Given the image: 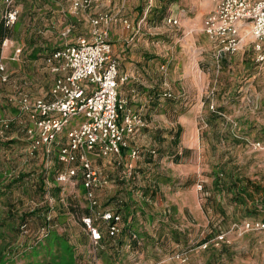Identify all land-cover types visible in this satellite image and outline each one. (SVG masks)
Here are the masks:
<instances>
[{
    "label": "rangeland",
    "instance_id": "374dc122",
    "mask_svg": "<svg viewBox=\"0 0 264 264\" xmlns=\"http://www.w3.org/2000/svg\"><path fill=\"white\" fill-rule=\"evenodd\" d=\"M146 2L151 6L146 22L154 24L155 28L164 29L166 27L165 34L175 37L177 56H183L188 67L186 82L176 91L180 95L179 100L165 106L163 111L165 121L158 128L159 138L165 142L169 141L171 136H176L175 133L181 125L182 133L179 143L169 142L161 151H158L157 145L153 149L156 151L155 155L170 153V158L161 164L163 165L161 171L169 174L177 172L181 175V178L166 177L168 180L166 182H170L167 187H171L172 190L177 188V192L182 191L180 198L183 201L188 197V187L195 186L198 189L201 185L202 190H198L199 196L204 200V206L209 213L205 212L201 218L190 220L195 221L196 226L191 225L186 228L189 229L187 231L191 234L192 240L187 247L174 248L173 246L169 248L171 252L161 254L160 257L150 256L151 261L141 258L140 253H136L133 258H127L122 264H264V229L243 230V224L246 222L264 224V60L258 59V53L253 51L254 46L249 43L250 45L245 46L251 49L248 63L245 62L244 65L235 63L237 54L229 55L226 63L221 58L214 63L212 77L207 76L204 80V76L200 78L194 69L193 60L197 55L196 48L199 50L198 55L202 58L200 63L204 71L208 66L207 58L204 57L209 53H215L216 56L214 45L203 32L198 33L194 30L185 32L183 28L185 19L189 20L192 25L196 24V15L202 9L200 2L198 0H146ZM43 3H48L49 8L45 7V9ZM52 4L51 0L46 2L44 0H16L15 3L19 17L16 24L10 28L12 34L8 40L14 41L15 46L24 45L20 46L23 48V54L20 62L13 61L6 51L3 52V49L11 47L12 43L9 41L5 47L3 46L1 58L8 82H2L0 76V116L13 120V122L19 118L20 111L9 102V99L14 96L20 86L32 83L31 86L39 85V89H42L41 86L44 83L49 82V86L53 83L51 79L53 76L48 74L50 72L46 69L44 60H41L42 64L35 67V76L32 74L27 78L24 75V66L20 67L26 60V52L30 51L35 43H49L47 47L36 48H40V52H45V55H49L54 50L53 22L58 18L56 16L54 19V5ZM5 11L6 4L4 0H0L1 18ZM172 15L178 16L179 23L170 28L166 23V18ZM181 15L185 16L181 18ZM25 29H29L27 34H24ZM247 39L252 40V37L248 34ZM75 41L76 39L72 42ZM27 46L28 49L25 52ZM13 51L14 47L10 53ZM34 53L36 54L37 51ZM44 56L38 55L37 59H45ZM43 92H46V88ZM42 93L37 95H42ZM171 105H174L176 111L169 112ZM212 105L214 110L211 109ZM178 121L181 124H177ZM6 137L5 132L4 138ZM157 142L159 143V140ZM255 143H260L261 146L256 148ZM11 169L17 171L7 182L12 181L10 186H13L17 183L19 170L17 167ZM195 170L198 172L195 173ZM8 175L6 174V177ZM55 175L54 172V187L51 188L54 189V231L48 238L34 245L37 241L36 233L39 227L34 228L29 217L22 218L21 210L24 214L23 209H28V211L36 209L40 198L33 195L28 198L22 194L25 201H2L0 205V251L6 254L8 260L17 262V264L54 262V257L65 254L61 247L54 248V244L51 248L47 245L49 251L46 253L44 244L49 242L54 233L63 236L75 247L77 264H109L107 260L98 257L99 250L90 243L81 223V217L87 214L88 202L78 201V198L73 199L74 189L71 183L59 185ZM210 175L218 177L221 185H225V189H228L225 194L222 190L220 192L213 190L215 199H221L220 208L215 206L213 198L205 201L207 199L205 187L212 185ZM50 183L52 185V180ZM116 184L115 182L110 183V185ZM232 184L236 185L231 186ZM33 198L37 201H33ZM114 199L112 198L108 204L116 203ZM4 207L8 208L9 212L3 210ZM186 218L189 220L188 217ZM186 218L177 217L176 222L180 228L187 222ZM24 223H27L30 229L28 235L21 233L20 227ZM96 223L103 225L99 221ZM142 225L144 224H140L139 227ZM236 225L237 227L234 228ZM220 236L225 238L218 242L216 239ZM15 243L19 247L14 246L13 250H9L8 247ZM21 244L24 246L21 247ZM180 253L186 254L185 263L178 260L162 263Z\"/></svg>",
    "mask_w": 264,
    "mask_h": 264
},
{
    "label": "crops",
    "instance_id": "0c3cea01",
    "mask_svg": "<svg viewBox=\"0 0 264 264\" xmlns=\"http://www.w3.org/2000/svg\"><path fill=\"white\" fill-rule=\"evenodd\" d=\"M46 1L47 0H44V2ZM74 1L76 0H51V3H53L52 5H54V19L56 16L58 18L57 21L53 22V51L64 45L74 44L80 37L91 39L93 30L91 19L98 14L109 13L115 16L116 21L113 22L110 31L113 53L119 61L120 73L129 77V80L124 84H120L118 89L120 99L125 102V109L122 115L125 116L128 113H137L142 116L146 123L145 127L136 135L127 137L129 147L123 150L122 158L115 156L106 159L92 157L94 168L108 181L107 185L96 190V195L100 204L99 210H111L123 216V233L116 239H110L104 231L103 241L100 245V253L106 252L109 255H115V264L124 263L127 258H133L136 253H140L141 258L151 261L152 259L150 256H152V258L153 256L160 257L161 254L171 252L169 248L173 246L174 248L187 247L192 240L191 234L187 231L189 229L186 228H189L191 225L196 226V222L190 220L193 218H201L205 215V212L207 214L209 213L206 206H204V200L200 199L198 192L199 188L196 189L195 186L188 187V197L181 201L180 196L183 194L182 191L177 192V188L172 190L171 187H167V185L170 184V182H166L168 181V177L174 176L175 178H181V175L177 172L169 174L168 172L161 171L160 169L163 170V165L161 166V164L170 158V153H159L155 155L156 151L153 149V147L157 145L159 147L158 151H161L169 142L179 143L181 134L179 135L178 133L179 131L182 133L181 125L175 133L176 136H171L168 139L169 141L165 142L159 138L160 131L158 128L161 127L163 124L162 122L165 121L163 117L165 106L169 103L178 102L179 100L178 98L180 95H178L176 91L181 88V85L184 86L188 76V67L183 56H177L175 50L177 46L174 40L175 37L165 34L167 31L166 27L164 29H159L155 28L154 24L146 22L147 13L151 7L150 3L146 2V0H92V4L89 7L81 9L78 12H75L71 6V3H74ZM198 1L202 9L196 15V24L192 25L189 20H183L185 32L191 30L198 33L203 32L204 21L209 14L207 12H210L214 8L212 0ZM43 4L44 8H49L48 3ZM145 5L147 7H145ZM184 16L185 15H181L180 17L182 18ZM168 18L176 19L179 23L178 16L172 15ZM35 20L37 21V19ZM124 21L131 23L134 29L140 28L138 35L134 36V30L128 29ZM168 26L171 28L175 25L168 24ZM28 30L29 29H25L24 34H27ZM203 34L205 35L204 32ZM132 38L133 40H131ZM75 39L76 41L72 42ZM9 41L10 40H8V42ZM10 42L12 46L6 47L7 49H3V52L5 53L6 51L7 54H9V58L11 56V60L20 62L21 55L23 54L22 47L24 45L22 46V44H19L15 46L14 41L11 40ZM249 43L254 46L253 39H247L244 47L236 53L237 59L235 63H241L242 65H244L245 62L248 63L251 49L249 47L245 48V46H248ZM48 45L49 43L47 42L43 44L42 42L40 44L35 43L30 51L26 52L28 46L25 49L26 60L23 61V65H20V67L24 66V75L27 78L28 75L34 74L35 76V67L42 64L41 60H44V65L49 71L45 62L46 56L48 55H45V52H40V48L36 49L39 46L47 47ZM13 47L14 51L10 53ZM17 48L22 49L20 55L15 54ZM36 51L37 53L35 54L34 52ZM198 51L199 50L196 48L197 55H195L193 60V63H195L194 69L200 78H202L203 75L204 80H206L207 76L209 78L212 77L214 63L218 62V59L216 60L215 53L206 55L204 58H207L206 62L208 66L207 70L203 71L201 67L202 63H200L202 58L198 55ZM253 51H256L254 47ZM38 55H45V59H37ZM228 56L229 55H226L222 58L224 63L228 61ZM245 56H247V58H245ZM48 74L53 76L51 79H53L54 83L55 76L51 74V72ZM48 83L49 82L44 83V85L41 86L42 89H39V85L31 86L33 85L32 83H25L26 86H20V88L16 90L14 96L23 92L29 94L33 98L49 97L53 83L51 86H49ZM45 88L46 92H43ZM38 93H42V95H37ZM166 93H170L172 97L167 98L165 96ZM13 105L19 110L17 103H13ZM171 106L169 112L171 110L176 111L174 105ZM18 115L19 118L15 122H12L13 124H11L10 129L6 131L7 137L4 138V135H0L2 138L0 139V205L2 201H25L23 195L28 198L32 197L31 195L39 197L40 202L36 204L37 208L34 210L31 209L30 211H28V209H23L24 214L21 210V217H29L31 225L34 228L39 227L36 233L38 236L41 227L45 224L46 216L51 215L53 220L49 233L50 236L54 231V189H51L54 187V172L56 174L61 167L66 168V166L59 164L57 160L54 159V166L50 167L51 170L47 171L42 152L38 153L35 157L29 155L30 142L26 134L28 125L30 126L29 120L27 116H22L21 113ZM177 124H181L180 121H178ZM157 140H159V143ZM133 150L139 152L138 158L131 157V152ZM129 164L134 166L132 177H128L127 175ZM71 166H77V164ZM15 167L19 170L17 173L18 180L17 183L10 186L12 181L9 183L7 182L16 174L17 171H12L11 169ZM194 172L196 173L198 171L195 170ZM6 174L12 176L6 177ZM189 176L190 175H188V177ZM210 177H212V185L210 187H205V191H207V193H205V196H207L205 201H210L211 198H213L215 200L213 203H215V206L219 207L221 199H215L216 197L214 196L213 190L215 189L218 192L222 190L223 194H225V191L228 189H225V185H221V181L218 177L211 175ZM50 180H52V185ZM159 180H162V182H159ZM111 182L117 184L110 185ZM71 185L74 189L73 199L78 198V201H87L85 198L82 174H80ZM112 188H114V190H112ZM18 196L21 198H17ZM112 198H115L113 201H116V203L108 204V202L112 201ZM33 201L37 200L33 198ZM88 208L87 214L89 213ZM3 210L9 212L6 207H4ZM126 217H128V219ZM177 217H188L189 220L186 218L187 222L180 228L176 222ZM140 224L144 225L139 227ZM29 230L28 228V234ZM84 231L86 232L85 228ZM86 234L90 241L87 232ZM133 235L136 236V239L133 238ZM168 242H170V244L167 245ZM52 244H54V233L49 239V242L44 244V246H46V253L49 251L48 246L51 248ZM14 246H17L16 248L19 247V245L15 243L9 246L8 249L13 250ZM20 246L23 247L24 245L21 244Z\"/></svg>",
    "mask_w": 264,
    "mask_h": 264
},
{
    "label": "built area",
    "instance_id": "2783aa9c",
    "mask_svg": "<svg viewBox=\"0 0 264 264\" xmlns=\"http://www.w3.org/2000/svg\"><path fill=\"white\" fill-rule=\"evenodd\" d=\"M214 8L209 12L203 32L213 43L216 58L238 53L247 40L253 39L258 59L264 60V0H212ZM6 11L3 21L12 28L18 21L19 11L16 0H4ZM92 0H76L72 8L75 12L87 8ZM116 17L101 13L91 19L92 38L80 37L74 44L64 45L46 56L45 62L55 76L49 97L33 98L20 92L11 96L10 103H17L22 116L29 120L26 130L30 142L29 155L35 157L43 153L46 170L54 166V159L66 168L56 172L59 185L72 183L82 174L85 198L89 203V213L81 217V223L89 235L91 244L99 249L104 231L110 239L123 233V216L111 210H99L96 190L108 184L107 179L94 168L92 157L106 159L112 156L122 158L123 150L129 147L128 136L136 135L146 123L141 115L128 113L123 116L125 102L119 97V85L129 80L119 70V61L113 53L110 31ZM167 24L177 25L176 19H166ZM128 29L138 35L140 28L134 29L124 21ZM248 29L250 31L248 32ZM133 40V38L131 39ZM8 44V39L3 46ZM21 48L15 50L16 55ZM6 69L0 61L2 82H8ZM167 98L172 97L166 93ZM214 110V106H211ZM13 120L0 116V135L10 129ZM256 148L260 143H255ZM139 152L133 150L132 158ZM77 164V166H71ZM134 166L129 164L128 177L133 176ZM11 177L12 175H8ZM199 190L202 186L199 185ZM53 217L47 215L34 245L48 238ZM103 225H98L96 222ZM234 226V228H236ZM21 233L28 234V224L20 227ZM264 224L246 222L244 231L263 230ZM136 239V236L133 235ZM224 236L216 240H224ZM207 248V245H205ZM187 261L185 253L168 258L167 261Z\"/></svg>",
    "mask_w": 264,
    "mask_h": 264
},
{
    "label": "trees",
    "instance_id": "16d2710c",
    "mask_svg": "<svg viewBox=\"0 0 264 264\" xmlns=\"http://www.w3.org/2000/svg\"><path fill=\"white\" fill-rule=\"evenodd\" d=\"M11 29L7 28L5 26V23L3 21V18L0 17V61L2 56V48L3 43L5 40L11 38ZM181 134V131L178 133ZM236 184H232V186H235ZM237 189V187L235 188ZM239 191V190H238ZM240 195H242L240 191ZM238 199V198H237ZM137 246V245H136ZM60 248L63 249L64 255H59L57 258L54 257V262H49L47 264H77L76 256H75V248L69 243L67 239L64 237L59 236L58 234H54V248ZM101 247L98 249V257L107 260L109 264H115L114 256L115 255H109L108 253H100ZM66 255V257H65ZM0 264H17V262L10 261L7 259L6 254L0 251Z\"/></svg>",
    "mask_w": 264,
    "mask_h": 264
}]
</instances>
